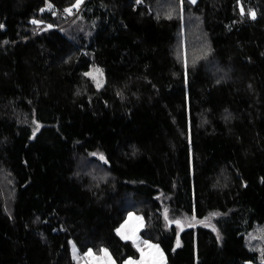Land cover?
Segmentation results:
<instances>
[{"label": "trees", "instance_id": "1", "mask_svg": "<svg viewBox=\"0 0 264 264\" xmlns=\"http://www.w3.org/2000/svg\"><path fill=\"white\" fill-rule=\"evenodd\" d=\"M76 4L0 0V264H124L130 212L166 264H264V0Z\"/></svg>", "mask_w": 264, "mask_h": 264}, {"label": "rangeland", "instance_id": "2", "mask_svg": "<svg viewBox=\"0 0 264 264\" xmlns=\"http://www.w3.org/2000/svg\"><path fill=\"white\" fill-rule=\"evenodd\" d=\"M84 0L80 4H82ZM79 4V5H80ZM76 6V5H75ZM68 16L69 12H65ZM195 42V43H194ZM198 41L192 39L187 40L184 29L179 33V39L175 47V51L182 61H188L191 56V49L197 46ZM189 56V57H188ZM88 75L97 87H102L106 82V75L104 70L99 65H93L88 71ZM99 85V86H98ZM185 222L198 220L191 216L181 217ZM145 217L137 212H130L127 219L119 228V233L123 236L131 237L139 249V257L129 258L124 264H166V255L161 246L153 240L145 238L141 234V229L145 225ZM246 242L250 249L257 250L262 255L264 254V223L258 224L254 230L246 234ZM73 254L78 264H117L111 252L107 249L106 252L88 250L82 252L73 242ZM153 246H158L153 247ZM160 253L163 255L161 256Z\"/></svg>", "mask_w": 264, "mask_h": 264}, {"label": "snow or ice", "instance_id": "3", "mask_svg": "<svg viewBox=\"0 0 264 264\" xmlns=\"http://www.w3.org/2000/svg\"><path fill=\"white\" fill-rule=\"evenodd\" d=\"M82 2V0H77V4H76V7H78L79 6V4ZM191 2L192 3H195V0H191ZM66 11H68V12H71V9H67ZM243 7H241V12L243 13ZM250 15L252 16V18H255V12L253 11V12H251L250 13ZM34 23H39L38 21H34ZM99 86V85H98ZM100 159L101 160H104L105 158H104V156L103 155H101L100 156ZM125 239H129V238H131V237H127V236H125L124 237ZM153 247H157L158 248V246H153ZM105 252L107 251V250H104ZM160 255L162 256L163 254L162 253H160Z\"/></svg>", "mask_w": 264, "mask_h": 264}, {"label": "water", "instance_id": "4", "mask_svg": "<svg viewBox=\"0 0 264 264\" xmlns=\"http://www.w3.org/2000/svg\"><path fill=\"white\" fill-rule=\"evenodd\" d=\"M169 223L170 224H178L180 226V231L178 234V242H177V245H178L180 243L181 236L183 234V231H184L186 225L181 219L171 220V221H169Z\"/></svg>", "mask_w": 264, "mask_h": 264}, {"label": "built area", "instance_id": "5", "mask_svg": "<svg viewBox=\"0 0 264 264\" xmlns=\"http://www.w3.org/2000/svg\"><path fill=\"white\" fill-rule=\"evenodd\" d=\"M77 9H78V8H73V9H72V12H73L74 14H75V13L77 14V13L79 12V10H77Z\"/></svg>", "mask_w": 264, "mask_h": 264}]
</instances>
